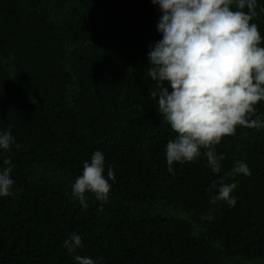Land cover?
<instances>
[{
	"label": "trees",
	"instance_id": "trees-1",
	"mask_svg": "<svg viewBox=\"0 0 264 264\" xmlns=\"http://www.w3.org/2000/svg\"><path fill=\"white\" fill-rule=\"evenodd\" d=\"M261 8L257 0L252 22L264 37ZM161 15L151 0H0V132L20 145L4 153L15 184L0 197V264H77L75 255L98 264H263L264 129L238 126L225 137L220 173L203 155L167 171L176 134L147 75ZM97 150L115 179L108 201L89 193L85 209L72 184ZM237 161L251 175L225 178L237 184L235 206L210 204L216 190L206 189ZM73 232L84 247L69 255L62 244Z\"/></svg>",
	"mask_w": 264,
	"mask_h": 264
},
{
	"label": "clouds",
	"instance_id": "clouds-1",
	"mask_svg": "<svg viewBox=\"0 0 264 264\" xmlns=\"http://www.w3.org/2000/svg\"><path fill=\"white\" fill-rule=\"evenodd\" d=\"M162 15L157 23L161 39L150 45L147 75L156 82L151 91L162 123L176 134L166 145L167 171L173 165L196 161L202 155L213 173L221 172L223 154L217 146L238 126L264 129V115L257 105L264 101V37L253 23L257 0H151ZM247 9V11H245ZM264 13V8L260 9ZM169 88L171 91H169ZM158 97V99H157ZM11 126L9 125V128ZM16 144L10 131L0 132V197L12 195L15 165L4 156ZM251 170L237 161L230 172L212 183L216 190L210 204L225 202L234 207L236 183L226 177ZM115 179L105 156L97 150L83 163L82 174L72 184V195L87 208V194L106 203ZM69 255L84 247L75 232L63 241ZM77 264H98L96 259L75 255Z\"/></svg>",
	"mask_w": 264,
	"mask_h": 264
},
{
	"label": "rangeland",
	"instance_id": "rangeland-1",
	"mask_svg": "<svg viewBox=\"0 0 264 264\" xmlns=\"http://www.w3.org/2000/svg\"><path fill=\"white\" fill-rule=\"evenodd\" d=\"M243 262H244L245 264L250 263L249 261H244V260H242V261H241V264H242ZM263 264H264V262H263Z\"/></svg>",
	"mask_w": 264,
	"mask_h": 264
}]
</instances>
